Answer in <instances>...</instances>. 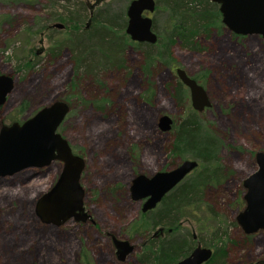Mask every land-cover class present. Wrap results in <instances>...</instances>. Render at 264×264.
<instances>
[{
    "label": "rangeland",
    "instance_id": "374dc122",
    "mask_svg": "<svg viewBox=\"0 0 264 264\" xmlns=\"http://www.w3.org/2000/svg\"><path fill=\"white\" fill-rule=\"evenodd\" d=\"M72 1L75 5L57 0L49 10L58 16L67 10L74 14L75 6H82L78 26H83L87 18L88 24L100 23L91 20L88 13L107 2L110 8H122L128 2ZM46 3L0 0V73L12 78V88L0 104V124L25 118L54 99L69 101L70 108L57 130L84 160L79 182L89 217L82 221L69 218L54 225L40 221L35 213L37 198L53 183L60 168L57 160L0 176V264H138L136 253L149 234L154 232L157 240L164 235L165 227L153 229L139 214L141 200L129 197L128 185L138 172L151 174L171 168L183 158L198 161L194 156L197 149L186 151L176 160L168 154L174 124L194 110L184 86L181 103L173 95L174 80L178 79L175 67L183 68L206 90L209 105L194 110L199 132L212 140L215 159L232 170L226 179L212 186L211 192L206 190L213 209L222 214L220 226H226L229 237L237 240L227 242L226 254L218 260L220 264H264V231L245 234L235 222L243 206L237 183L254 169V151L264 150L261 37L255 33L235 34L224 25L213 26L208 34L193 37L197 50L186 49L181 40L173 39L164 57L169 65L154 64L147 73L141 66V50L127 47L121 66L100 72L96 82L92 80L93 86L83 80L74 89L68 84L69 50L64 47L56 55L46 50L63 39L68 30H74V22L48 18L43 9ZM157 4V9L146 14L154 20L156 27L152 29L164 42L177 17L165 8L163 0ZM97 14L100 19L105 15ZM54 22L63 26L55 27ZM32 61L34 64L28 66ZM78 95L92 102L83 105ZM95 99L104 100L102 108H95ZM162 113L171 118L167 130L157 125ZM211 227L199 232L193 219L183 218L179 231L193 232V239L198 241L201 235L204 242H211L204 245L213 249ZM110 235L132 244L122 260L115 258Z\"/></svg>",
    "mask_w": 264,
    "mask_h": 264
},
{
    "label": "trees",
    "instance_id": "16d2710c",
    "mask_svg": "<svg viewBox=\"0 0 264 264\" xmlns=\"http://www.w3.org/2000/svg\"><path fill=\"white\" fill-rule=\"evenodd\" d=\"M43 1L47 2L43 9L50 15L48 18H64L74 22L72 23L75 26L74 30H68L63 39L53 42L46 49L55 55L59 54L64 47L69 50L71 76L68 84L74 89L79 88L80 84H83V80L87 81V86H93L92 80L96 82L100 72L121 66L127 47L132 46L141 50V66L143 71L147 73V68L154 64L169 65L164 57L167 54V46L173 42V39L181 40V45L186 49L197 50L199 47L193 37L208 34L213 26H222L215 2L210 0H163L165 8L167 7L171 14L177 17V20L166 34L164 42L160 41L157 36L155 42L148 43L131 40L124 32L126 20L124 12L127 3L122 8H110L109 2H107L103 8L91 11L88 13L90 19L100 23L88 24L87 28H84L78 26L79 21H77V15H79L82 6H75L74 14L67 10L64 14L60 13L55 16L51 14L49 8L57 0ZM62 1L63 5H75L72 0ZM157 2L158 0H154V9L159 7ZM101 12L102 15H105L100 19V14L97 13ZM152 27H156L153 19ZM33 64L32 61L27 65ZM174 83L173 95L177 103H181L183 85L178 79H175ZM78 100L83 105L92 102L84 96H79ZM65 101L70 105L69 101ZM103 101V99H95L93 105L97 109L102 108ZM198 122L196 112L191 110L174 124V134L168 148V154L176 160V158L181 159L186 151L197 149L194 152V156H198L197 165L167 191L152 209L139 211L141 216H145L149 220L151 228L163 226L165 231L158 240L156 236L149 234L150 236L136 253L138 264H171L187 254L194 243H200V241L203 245L207 243L202 240L203 238L199 234L200 241L194 240L192 232L187 229L179 231L180 220L183 218L193 219L199 232H204L206 227L212 226L210 232L214 239L212 254L203 264H220L221 260L218 259L225 256L227 242H237V240L229 237L226 226L224 228L220 226L221 221H223L222 214L213 209L212 202L206 197V190L211 192L212 186L215 187L226 179L230 175V169L215 159L212 140L201 136ZM242 235L244 236V234ZM209 243L207 244L209 245Z\"/></svg>",
    "mask_w": 264,
    "mask_h": 264
},
{
    "label": "water",
    "instance_id": "95a60500",
    "mask_svg": "<svg viewBox=\"0 0 264 264\" xmlns=\"http://www.w3.org/2000/svg\"><path fill=\"white\" fill-rule=\"evenodd\" d=\"M217 4L221 23L236 34H258L264 42V0H210ZM154 0H128L125 7L124 32L131 40L155 42L151 16ZM89 18L86 25L88 24ZM62 27L63 23H52ZM178 80L188 89L192 109L199 111L209 105L204 88L183 68L175 67ZM12 87L9 74L0 73V104ZM69 110L63 99H54L39 107L20 122L12 121L0 126V176L9 175L26 167H41L51 161L60 162L53 183L34 204L40 221L59 225L67 219L84 220L88 217L83 206V189L79 182L84 160L73 152L66 138L57 130ZM171 118L162 113L157 117L161 130L169 129ZM256 167L243 179V207L236 213L235 222L245 234L258 229L264 231V152H255ZM197 165L194 158H183L171 168L159 169L151 174L138 172L128 185L129 197L141 200L140 211L154 207L161 197L175 186ZM160 228V226L158 227ZM192 237L195 234L192 232ZM115 258L122 260L132 249L127 239L110 235ZM212 249L196 242L189 252L171 264H203Z\"/></svg>",
    "mask_w": 264,
    "mask_h": 264
},
{
    "label": "flooded vegetation",
    "instance_id": "af4514ba",
    "mask_svg": "<svg viewBox=\"0 0 264 264\" xmlns=\"http://www.w3.org/2000/svg\"><path fill=\"white\" fill-rule=\"evenodd\" d=\"M212 2H213V1H212ZM218 12H219V11H218ZM89 13H90V12H89ZM219 17H220V14H219ZM87 20H88V18H87ZM219 20H220V18H219ZM86 23H87V21H86ZM86 23L83 25L84 28H87V26H88V24L86 25ZM220 23H221V21H220ZM221 24H222V23H221ZM222 25H223V24H222ZM59 28H60V27H59ZM235 34H236V33H235ZM184 71H185V70H184ZM186 73H187V72H186ZM187 74H188V73H187ZM188 75H189V74H188ZM189 76H191V75H189ZM176 77H177V76H176ZM191 77L194 78L195 81H196L198 84H200V85L202 86V84H201V83H200L195 77H193V76H191ZM182 85L187 89V87H186L184 84H182ZM202 87H203V86H202ZM11 88H12V87H11ZM203 88H204V87H203ZM10 90H11V89H10ZM204 90H205V89H204ZM187 91H188V89H187ZM205 92H206V90H205ZM206 94H207V93H206ZM6 95H7V94H6ZM207 97H208V96H207ZM5 98H6V97H5ZM3 102H4V101H3ZM3 102H2V103H3ZM2 103H1V104H2ZM69 108H70V105H69ZM27 117H28V116H27ZM25 118H26V117H25ZM23 119H24V118L19 119V120H12V121L20 122V121L23 120ZM12 121H10V122H12ZM10 122H8V123H10ZM8 123H4V124H8ZM1 125H2V124H0V126H1ZM257 151H262V152H264V150H263V149H256V150L254 151V153H253V155H252V158H253V163H254L255 167H256V162H255V152H257ZM255 167H254V168H255ZM227 168L230 169L229 172L231 173V172H232L231 168H230L229 166H228ZM230 173H229V174H230ZM247 174H248V173H247ZM247 174H246V175H247ZM246 175H245V176H246ZM245 176H244V177H245ZM244 177L240 178L239 183H237L238 186H239V184H240L239 187H240V189L242 190V193H243V191H244V187H243V185H242V179H243ZM241 190H240V192H241ZM235 192H236V191H235ZM242 193H241V198H242ZM161 198H162V197H161ZM242 200H243V199H242ZM159 201H160V200H159ZM159 201H158V202H159ZM158 202H157V203H158ZM157 203H156V204H157ZM156 204H155V205H156ZM155 205H154V206H155ZM243 205H244V201H243ZM242 207H243V206H242ZM152 208H153V207H152ZM152 208H151V209H152ZM88 217H89V216H88ZM156 227H159V226H156ZM160 227H162V226H160ZM153 236H155V233H154V232H153Z\"/></svg>",
    "mask_w": 264,
    "mask_h": 264
}]
</instances>
